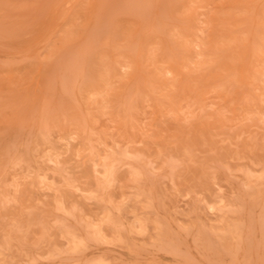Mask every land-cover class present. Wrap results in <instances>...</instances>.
<instances>
[{
	"label": "rangeland",
	"instance_id": "rangeland-1",
	"mask_svg": "<svg viewBox=\"0 0 264 264\" xmlns=\"http://www.w3.org/2000/svg\"><path fill=\"white\" fill-rule=\"evenodd\" d=\"M0 264H264V0H0Z\"/></svg>",
	"mask_w": 264,
	"mask_h": 264
},
{
	"label": "bare ground",
	"instance_id": "bare-ground-1",
	"mask_svg": "<svg viewBox=\"0 0 264 264\" xmlns=\"http://www.w3.org/2000/svg\"><path fill=\"white\" fill-rule=\"evenodd\" d=\"M251 37V36H250ZM252 54V53H251ZM253 56V55H252Z\"/></svg>",
	"mask_w": 264,
	"mask_h": 264
}]
</instances>
